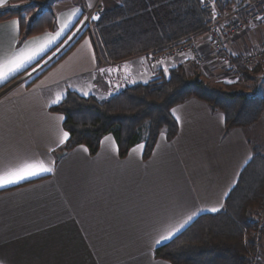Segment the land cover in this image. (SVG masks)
Here are the masks:
<instances>
[{
    "label": "crops",
    "instance_id": "obj_1",
    "mask_svg": "<svg viewBox=\"0 0 264 264\" xmlns=\"http://www.w3.org/2000/svg\"><path fill=\"white\" fill-rule=\"evenodd\" d=\"M97 1L51 3L54 32L24 41L19 21L0 23V74L7 75L21 54L45 48L0 83V89L58 49ZM252 1L256 2L218 0L219 11L233 9L247 24L243 35L228 42L237 61L264 47V2L250 6ZM9 3L0 0V10ZM103 4L109 10L116 2L103 0ZM255 12L261 19L251 22L249 15ZM207 38L206 34L194 40L209 52ZM100 42L94 27L33 85L43 72L30 77L36 68L0 95V175L25 164L51 168L0 188V264H170L157 259L155 250L200 216L222 211L254 149L264 145L261 139L253 142L246 129L226 132L224 115L192 98L172 108L178 133L173 140L159 137L147 160L144 147L138 145L121 157L111 135L102 139L96 155L85 147L82 153L58 158L69 135L64 136V116L50 108L68 92L106 100L128 85L168 76V70L151 67L148 55L111 63ZM214 62L210 58L208 64ZM223 75L235 82L233 86L244 82ZM91 91L96 94H88ZM189 216L192 219L185 223ZM173 232L171 239L156 243Z\"/></svg>",
    "mask_w": 264,
    "mask_h": 264
},
{
    "label": "trees",
    "instance_id": "obj_2",
    "mask_svg": "<svg viewBox=\"0 0 264 264\" xmlns=\"http://www.w3.org/2000/svg\"><path fill=\"white\" fill-rule=\"evenodd\" d=\"M114 1L116 5L105 10L95 26L108 60L114 64L204 36L211 24L201 0ZM37 2L10 0L11 6L0 10V23L19 21L22 41L54 32V13L50 6L41 9ZM34 10L36 13L31 14ZM74 46L49 65L30 86L63 60ZM56 50L0 91L37 68ZM242 71L241 80H249V70ZM198 76H189L187 67L182 64L171 68L168 76L128 85L106 100L68 92L50 108V112L65 118L63 126L69 141L64 151L84 146L96 155L102 139L111 135L121 157L143 144L147 160L163 131L167 132L168 140H173L178 133L172 108L192 98L222 113L226 132L247 129L259 122L264 113V98L255 92L225 90L233 85L214 87ZM254 153L226 199L224 209L197 218L173 240L155 250L157 259L170 264H253L256 246L264 249V221L259 220L264 211V153L260 149H254Z\"/></svg>",
    "mask_w": 264,
    "mask_h": 264
},
{
    "label": "built area",
    "instance_id": "obj_3",
    "mask_svg": "<svg viewBox=\"0 0 264 264\" xmlns=\"http://www.w3.org/2000/svg\"><path fill=\"white\" fill-rule=\"evenodd\" d=\"M261 2H264V0L252 1L250 6H256V4ZM201 7L211 18V24L207 31L209 52H206L194 38H189L171 45L163 51L149 53V62L152 68L156 71L160 69L169 71L175 67L174 64L180 59L191 60L195 64L203 66L209 62L210 58H214L215 62L219 63L222 69L235 78L241 79L243 77V69L250 70L255 66L264 64V47L246 52L238 61L229 49L228 42L240 37L247 30L246 22L239 17L237 11L233 9L224 12L219 11L218 0H201ZM104 11L103 0H98L90 13L81 20L78 27L72 33V37L62 50L56 55L54 54L48 61L39 65L30 77L44 71L72 47L85 32L93 30L100 21ZM93 16H97L98 19H92ZM249 18L251 22H258L261 19V14L259 12L251 13ZM259 220L264 221V212L260 213Z\"/></svg>",
    "mask_w": 264,
    "mask_h": 264
},
{
    "label": "rangeland",
    "instance_id": "obj_4",
    "mask_svg": "<svg viewBox=\"0 0 264 264\" xmlns=\"http://www.w3.org/2000/svg\"><path fill=\"white\" fill-rule=\"evenodd\" d=\"M34 1L41 2L44 0H34ZM57 1L60 2L63 0H53L51 3H55ZM10 6L11 5H8L7 8H9ZM36 11L37 10H34L33 13H31V14L36 13ZM29 16H31V15H29ZM78 25H79V23H78ZM78 25L75 27V29L78 27ZM75 29L72 31V33L75 31ZM72 33L70 34V36H68V38L61 44V46L53 54L56 55L57 53H59L62 50V48L67 44V42L72 37ZM101 47H102V51L104 50V52H105L103 44L101 45ZM146 55H148V54H146ZM184 60L180 59L174 65L175 66L182 65V64L185 65L187 67L189 76L190 75H199L198 78L200 77V80L203 81L204 83L208 84V85L215 87V86H218V84L234 85V83H235V82L234 83L231 82L230 77H228V76L225 77L223 75V73L225 74L228 72L226 70L222 69L221 66H219L220 64L217 62H214L213 65H212V63H210V64L207 63L203 66H199L191 60H186V59H184ZM250 71H253V72L250 73ZM250 71H249V80H245L240 85L237 84L235 86L227 87V88H225V90L247 92L249 89H251L252 92H255L258 96H261L262 98H264V64H260L258 66H255L252 69H250ZM23 79L24 78L18 79L13 85L15 86V84L21 83L23 81ZM238 80H241V79H238ZM13 85H11L10 88ZM8 89H9V87L1 90L0 95L5 93V91H7ZM95 92L96 91H91V93H88V94H96ZM99 98H100V100H103L101 97H99ZM246 130H247L250 138H252L253 142H257L258 139H261V142H263L264 141V113L256 125H254L253 127L247 128ZM110 137H112V136H110ZM166 138H167V132L163 131L162 134L160 135V140L164 141V140H166ZM81 147H83V148H81ZM138 147L143 148L144 145L139 144ZM141 148H139V149H141ZM81 149H85V147L84 146H77L76 149L75 148L71 149L70 151H68L67 155L64 156L63 159H65L68 156V154H71V153H82ZM260 150L262 153H264V145H262ZM62 152H64V150ZM66 161H67V159H66ZM262 212H264V211H262ZM256 249L257 250H256V254L254 256L253 264H264V249L261 248L262 249V251H261L259 245H258V247L256 246Z\"/></svg>",
    "mask_w": 264,
    "mask_h": 264
},
{
    "label": "snow or ice",
    "instance_id": "obj_5",
    "mask_svg": "<svg viewBox=\"0 0 264 264\" xmlns=\"http://www.w3.org/2000/svg\"><path fill=\"white\" fill-rule=\"evenodd\" d=\"M92 19H98L97 16H93ZM59 35V34H57ZM45 48H40L38 50L33 51L32 53L25 56L24 54H21L20 58H18L16 61L12 63V67L8 70L7 75L0 74V83H3L8 76L14 75L16 72L20 71L24 67H26L27 64L31 63L38 55H41ZM67 133H64L65 138H67ZM51 171V168L46 167L43 163L39 164H25L22 168L13 170L8 172L7 174L0 175V188H3L7 185L20 183L21 181L41 175L44 173H48ZM211 211L215 212L217 211L216 208L210 209ZM192 219V216H189L188 219L185 221L187 223ZM184 225L182 224L180 227L182 228ZM176 231H179V229H176ZM175 235V232L170 233L169 235L162 238V240H157L156 243H161L163 240L171 239L172 236Z\"/></svg>",
    "mask_w": 264,
    "mask_h": 264
},
{
    "label": "water",
    "instance_id": "obj_6",
    "mask_svg": "<svg viewBox=\"0 0 264 264\" xmlns=\"http://www.w3.org/2000/svg\"><path fill=\"white\" fill-rule=\"evenodd\" d=\"M52 1L53 0H44V1H41V2H37V3L40 5L41 9H44V8L50 6ZM67 153H68V151L65 150L64 152H62L61 154L58 155V158H61V157L65 156Z\"/></svg>",
    "mask_w": 264,
    "mask_h": 264
},
{
    "label": "bare ground",
    "instance_id": "obj_7",
    "mask_svg": "<svg viewBox=\"0 0 264 264\" xmlns=\"http://www.w3.org/2000/svg\"><path fill=\"white\" fill-rule=\"evenodd\" d=\"M210 26V25H209Z\"/></svg>",
    "mask_w": 264,
    "mask_h": 264
}]
</instances>
